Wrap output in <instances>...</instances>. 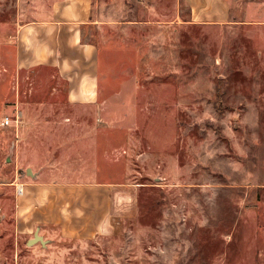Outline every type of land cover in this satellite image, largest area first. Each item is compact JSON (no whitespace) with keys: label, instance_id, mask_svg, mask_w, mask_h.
<instances>
[{"label":"rangeland","instance_id":"1","mask_svg":"<svg viewBox=\"0 0 264 264\" xmlns=\"http://www.w3.org/2000/svg\"><path fill=\"white\" fill-rule=\"evenodd\" d=\"M49 3L0 0V264H264V0H93L76 96L20 58Z\"/></svg>","mask_w":264,"mask_h":264},{"label":"crops","instance_id":"2","mask_svg":"<svg viewBox=\"0 0 264 264\" xmlns=\"http://www.w3.org/2000/svg\"><path fill=\"white\" fill-rule=\"evenodd\" d=\"M177 1L180 4V0ZM181 1L189 9L190 23L222 24L231 19L233 0ZM92 2L93 0H50L49 6H32L29 8L30 14L43 11L48 17L29 18L26 22L18 23L16 30L24 53V57L23 53L19 56L23 59L22 63L55 67L62 76L71 80L68 93L75 96L92 93L97 82L94 66L96 47L85 39L87 26L93 23ZM177 9L180 11V7ZM82 80L85 85L73 83L76 81L81 84ZM41 183L45 186L51 184Z\"/></svg>","mask_w":264,"mask_h":264},{"label":"water","instance_id":"3","mask_svg":"<svg viewBox=\"0 0 264 264\" xmlns=\"http://www.w3.org/2000/svg\"><path fill=\"white\" fill-rule=\"evenodd\" d=\"M28 172H29V170H28ZM36 242H39L42 245L45 243V240H44L43 236L39 234L38 229L35 230V232L33 233L32 238H29L26 241V244L27 245H31V244H34Z\"/></svg>","mask_w":264,"mask_h":264},{"label":"built area","instance_id":"4","mask_svg":"<svg viewBox=\"0 0 264 264\" xmlns=\"http://www.w3.org/2000/svg\"><path fill=\"white\" fill-rule=\"evenodd\" d=\"M11 123H12V122H9V118H8V117H6V118H5V121L2 122V124H3L4 126L9 125V124L11 125ZM19 191L22 192V189L20 188Z\"/></svg>","mask_w":264,"mask_h":264}]
</instances>
